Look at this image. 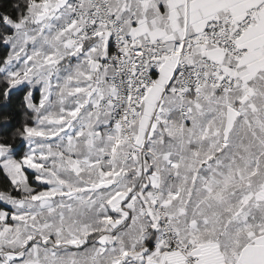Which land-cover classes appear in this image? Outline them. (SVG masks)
I'll return each instance as SVG.
<instances>
[{"label": "snow or ice", "instance_id": "1", "mask_svg": "<svg viewBox=\"0 0 264 264\" xmlns=\"http://www.w3.org/2000/svg\"><path fill=\"white\" fill-rule=\"evenodd\" d=\"M0 264H264V0H0Z\"/></svg>", "mask_w": 264, "mask_h": 264}]
</instances>
